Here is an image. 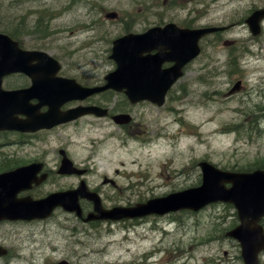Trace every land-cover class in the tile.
<instances>
[{"label": "rangeland", "instance_id": "1", "mask_svg": "<svg viewBox=\"0 0 264 264\" xmlns=\"http://www.w3.org/2000/svg\"><path fill=\"white\" fill-rule=\"evenodd\" d=\"M9 1L0 0V31L21 23L24 29L35 32L31 28L35 17L21 18L25 13L14 4L9 9ZM84 1L91 4L90 11L94 4L102 7L89 13L82 7ZM177 1L171 0L166 19L184 22L195 8L201 17L198 23L230 29L220 36L218 44L206 41V52L187 71L166 107L155 108L150 103L128 107L134 120L129 125L89 116L32 139L18 135L0 138L11 144L1 146L0 154L17 153L25 161L41 158L54 169L51 178L32 192L35 198L75 189L85 181L90 190L100 194L105 208L135 206L142 200L200 184L199 164L204 160L240 172L255 168L254 164L264 159L262 114L256 129H251L250 122L255 117L252 104L264 105V22L259 36H253L246 24L255 9L264 8V0H182L187 4L180 6ZM64 7L70 8L68 0L40 4L42 13L59 17L47 23L45 32L35 33V39L27 36L26 42L62 58L63 73L88 86L104 83L107 74L116 69L111 59L112 41L123 33V27L129 23L135 29L144 27L149 18L145 16L140 22L143 10L160 8L154 0H73L68 13ZM24 8L26 12L31 9ZM102 9L103 14L117 12L124 20L122 29L120 20L103 23L99 17ZM157 13L163 14L162 10ZM158 18L156 14L149 19L150 24ZM190 18L195 25L196 20ZM232 52L237 55L236 67L227 65ZM235 71L236 79L244 80V89L229 99L227 94L235 84V75L231 80L230 75ZM22 81L17 77L11 85ZM107 93L92 101L125 102L118 100L121 96L115 98L116 92ZM251 98L252 104L246 103ZM61 150L86 173L59 174ZM105 179L114 180L116 187L105 184ZM83 206L92 212L89 202ZM72 218L59 209L43 222H0V246L4 244L11 255L0 264H244L240 245L226 237L227 231L240 223L229 204H213L199 213L181 212L174 217L104 222L97 229L73 223Z\"/></svg>", "mask_w": 264, "mask_h": 264}, {"label": "water", "instance_id": "2", "mask_svg": "<svg viewBox=\"0 0 264 264\" xmlns=\"http://www.w3.org/2000/svg\"><path fill=\"white\" fill-rule=\"evenodd\" d=\"M264 17V10L255 13L249 19L253 32L258 33L259 21ZM135 37L129 38L127 41L122 40L117 44V50L114 54L116 59L124 64H128L130 54L134 56L136 50L139 48H132V40ZM134 42V41H133ZM127 46H129V55L125 53ZM44 57L43 63L47 68H51V75L54 76L58 71V67L52 63H47L48 58L45 54L23 52L17 48V45L12 43L7 37L0 35V130L3 129H21V130H36L40 128V117L38 110L43 104L31 105L30 101L39 98L40 92L37 88L44 86V80L48 79V83H52L55 88L58 102L60 99L64 102L67 95L87 96L90 93L101 91L102 89L86 90L85 92L79 87H74L72 82L61 79L52 80L40 75V70L37 68L43 66L41 58ZM141 60V57L138 56ZM49 59V58H48ZM35 60L40 63L33 65ZM135 60V58L133 59ZM120 69L124 71L126 66L119 65ZM119 69V70H120ZM110 74L107 80L110 84L119 82L118 72ZM13 72H24L32 77L34 80V87L30 90H22L17 92H6L2 89V82L4 76ZM74 82V81H73ZM75 84V82H74ZM166 88H164L161 99L164 96ZM47 92L50 87L47 86ZM78 96V97H80ZM40 99V98H39ZM84 109H77L71 113L63 114L58 110L53 114L55 120L59 122L63 120L73 119L77 117ZM26 115L28 119L20 120L17 115ZM45 114V115H49ZM203 169V184L200 187L192 188L183 192L174 193L167 197L157 198L148 201L145 204L139 205L135 209H116L113 211H105L102 208L100 200L94 195H88L89 198L96 200V211L98 215H90L87 220L113 218L120 219L121 217H143L151 214L164 215L173 211L183 209L199 210L204 206L218 201L232 203L238 210L241 225L230 233L241 241L243 248V255L250 264H256L258 253L264 249V234L262 228L256 223L264 217V171L257 170L252 173H234L225 172L217 169L209 163H202ZM5 179L0 177V211L4 215H20L21 213H46L51 211L58 205H62L66 210L77 212L79 216L82 215L81 208L78 204L77 194L80 193L86 196L84 189L76 191L75 198L71 202L69 197L73 192L58 193L51 195L48 199L41 202H28L25 200H17L14 193L10 192L4 184ZM226 184H230L227 187ZM254 226V227H253Z\"/></svg>", "mask_w": 264, "mask_h": 264}, {"label": "flooded vegetation", "instance_id": "3", "mask_svg": "<svg viewBox=\"0 0 264 264\" xmlns=\"http://www.w3.org/2000/svg\"><path fill=\"white\" fill-rule=\"evenodd\" d=\"M17 77H20L21 79H23V75H21V74H16V75H14V76H12L11 78H10V83H12V81L15 79V78H17ZM29 85H30V80H28V79H26V78H24L23 79V81L18 85L19 87L18 88H27V87H29ZM12 87V86H11ZM12 89H17V88H12ZM80 104H82V105H93V102L92 101H89V100H87V101H85V102H83V103H78V104H75V105H72V108L73 107H76V106H78V105H80ZM70 107H65V109H69ZM46 110V109H45ZM55 129H52V130H44V131H41V132H38V133H36V134H21V133H15V134H18V135H20V137H23V138H30V139H32V138H36L40 133H51V132H53ZM5 134H8V133H5ZM31 141V140H30ZM20 145V144H19ZM21 147V146H20ZM15 161L14 162H12V165H8L7 167H6V165L5 164H2L1 165V167H0V171H4V170H7V171H9V170H12V169H14L15 167H18V166H26V165H31V164H34V163H43L44 164V173H46V175L48 176V179H50L51 178V176H52V174L53 173H55L54 172V169H50V168H48V165L47 164H45V162H46V160H43V159H41V158H30L28 161H25V157L24 156H19L18 157V159L16 160V159H14ZM42 174V173H41ZM40 174V175H41ZM39 175V176H40ZM42 175H45V174H42ZM45 175V176H46ZM47 179V180H48ZM38 188H36L35 190H37ZM84 203V202H83ZM84 225H87V224H85V223H83Z\"/></svg>", "mask_w": 264, "mask_h": 264}, {"label": "trees", "instance_id": "4", "mask_svg": "<svg viewBox=\"0 0 264 264\" xmlns=\"http://www.w3.org/2000/svg\"><path fill=\"white\" fill-rule=\"evenodd\" d=\"M50 16L51 15H49V14H45V15L41 14L37 19L34 20L35 22H34V25H33L32 28H36L37 32H45L47 30V23L49 21H53L54 20ZM4 25H6V24L4 23ZM4 28H7V27H4ZM20 29H24V26L21 23L20 24H16L15 28L12 27V29H10V31H14V30L19 31ZM260 163L262 164V165H260V167H263L264 166V161L260 162Z\"/></svg>", "mask_w": 264, "mask_h": 264}, {"label": "bare ground", "instance_id": "5", "mask_svg": "<svg viewBox=\"0 0 264 264\" xmlns=\"http://www.w3.org/2000/svg\"><path fill=\"white\" fill-rule=\"evenodd\" d=\"M72 2H73V0L71 1V3H72ZM132 78H133V70H132V69H129V70L126 72V78H125L128 84L130 83V80H131ZM157 82H158L160 85H162L164 88L168 89V86L165 85L164 83L159 82L158 80H157ZM128 106H130V104H128Z\"/></svg>", "mask_w": 264, "mask_h": 264}]
</instances>
